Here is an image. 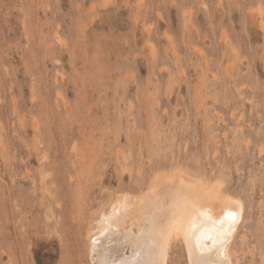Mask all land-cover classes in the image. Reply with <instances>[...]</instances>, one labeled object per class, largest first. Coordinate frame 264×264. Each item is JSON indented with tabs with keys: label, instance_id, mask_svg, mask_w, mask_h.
Segmentation results:
<instances>
[{
	"label": "rangeland",
	"instance_id": "1",
	"mask_svg": "<svg viewBox=\"0 0 264 264\" xmlns=\"http://www.w3.org/2000/svg\"><path fill=\"white\" fill-rule=\"evenodd\" d=\"M181 169L264 264V0H0V264H91L99 211Z\"/></svg>",
	"mask_w": 264,
	"mask_h": 264
},
{
	"label": "bare ground",
	"instance_id": "2",
	"mask_svg": "<svg viewBox=\"0 0 264 264\" xmlns=\"http://www.w3.org/2000/svg\"><path fill=\"white\" fill-rule=\"evenodd\" d=\"M187 171L159 173L147 189L138 194L122 192L109 209H101L87 234L91 264H146L149 260L155 264H169L174 236L186 246L190 264L198 259L197 238L201 246L207 243L213 248L206 256L233 264L231 244L245 213V203L241 198L225 193L223 179L209 183ZM151 197L157 198L163 208L158 213V227L167 230L169 210L175 223L167 230V239L158 238L157 244L148 250L142 245L151 226L148 222L152 211L148 199ZM229 211L236 213L234 221L226 216ZM205 234L215 238V246L204 239ZM225 238L226 243L220 248V242Z\"/></svg>",
	"mask_w": 264,
	"mask_h": 264
},
{
	"label": "snow or ice",
	"instance_id": "3",
	"mask_svg": "<svg viewBox=\"0 0 264 264\" xmlns=\"http://www.w3.org/2000/svg\"><path fill=\"white\" fill-rule=\"evenodd\" d=\"M148 205L149 208L152 210L148 219L149 224L151 225L148 232H147V238L142 245V247H145L146 249L150 250L153 245L157 244L158 238L159 240H166L168 231L170 230L173 225L174 221L172 220V212L171 210L168 211L167 217L170 221V223L167 226L166 229H161L158 227V213L163 211V208L161 207L160 203L158 202V199L155 197H151L148 199ZM226 216L230 218L231 220L236 219V213L229 211L226 213ZM227 236V233H225V237ZM204 239L206 241H211L212 245L215 246V238L211 235L205 234ZM224 243H226V238L222 239L220 242V248L223 247ZM196 248H197V257L198 259L194 262V264H226V262H222L219 259L212 260L209 256H206V253H211L213 248L209 246V244L205 243L203 246L200 244L199 238L196 240ZM219 248L216 249L217 252H219ZM146 264H155V261L149 260L146 262Z\"/></svg>",
	"mask_w": 264,
	"mask_h": 264
}]
</instances>
